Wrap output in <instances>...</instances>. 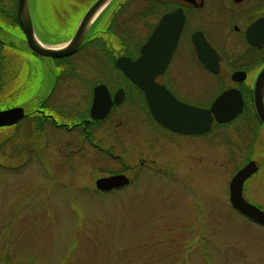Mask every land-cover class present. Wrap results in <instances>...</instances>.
I'll list each match as a JSON object with an SVG mask.
<instances>
[{
  "label": "rangeland",
  "instance_id": "obj_1",
  "mask_svg": "<svg viewBox=\"0 0 264 264\" xmlns=\"http://www.w3.org/2000/svg\"><path fill=\"white\" fill-rule=\"evenodd\" d=\"M94 1L30 0L39 40L50 46L66 44ZM118 1H127L122 15L139 43L144 35L143 0ZM118 1L96 19L87 35L105 46L114 45L115 57L124 47L120 40L108 39L106 28L122 5ZM17 2L0 0V9H16ZM0 18L11 26L7 15ZM20 48L27 49L24 41ZM88 52L58 63L59 69L41 60L36 87L56 71L66 72L62 85L69 99H78L81 90L71 88L70 79L98 76L96 55L89 57ZM5 55L9 68L0 83V110L22 104L18 95L28 87L13 71L18 55ZM68 105L80 107L83 101L69 100ZM33 120L34 116L0 128V264H264V226L231 206L227 186L235 169L219 168L221 156L215 154L216 160L196 153L190 188L182 189L154 168L145 172L140 167L143 145L139 134L128 135L126 127L101 129V145L107 143L106 136L116 138L110 157L87 146L78 151L79 143L65 130ZM160 163L188 180L185 167H174L171 159L160 158ZM115 173L126 174L131 184L107 193L96 190L98 179ZM258 196L264 209V192L256 193L255 200Z\"/></svg>",
  "mask_w": 264,
  "mask_h": 264
},
{
  "label": "flooded vegetation",
  "instance_id": "obj_2",
  "mask_svg": "<svg viewBox=\"0 0 264 264\" xmlns=\"http://www.w3.org/2000/svg\"><path fill=\"white\" fill-rule=\"evenodd\" d=\"M118 2L122 5L114 10L106 28L108 39L120 40L124 47L117 57L114 45L105 46L97 39L88 38L73 56L62 59L36 56L27 44L17 8H1L0 16L7 15L12 23L11 26L2 23L0 18V83L4 84V73L9 68L5 54L15 53L18 62L12 65L13 71L17 79L26 80L28 85L20 90L23 96L18 95L23 103L14 102L6 109L21 106L25 112L27 110L22 121L34 116V122L43 125L48 122L54 129L65 130L71 141L79 143L78 151L87 146L110 157H114L116 151L112 145L116 138L106 136L108 144L101 145L105 142L99 137L101 129L104 132L107 126L126 127L127 134H139L143 145L140 167L145 172L154 168L157 175L172 178L182 189L190 188L189 172L198 152L207 154L209 159L219 155L223 158L219 168L235 169L228 181L229 199L235 175L252 165L255 172L243 183V197L264 210L262 196L254 198L256 193L264 192V113H261L264 111V0H143L140 20L144 35L139 43L135 42V33L129 31L128 20L122 15L127 1ZM177 12L184 17L183 27L166 67L156 74L155 100L158 108L168 114L175 108L172 100L203 111L210 122L209 129L202 133L178 132L160 123L151 111L146 91L134 84L116 64L121 57L136 61L164 17ZM21 41L26 43L27 49L20 48ZM94 48L95 52L90 55ZM84 50L86 53L89 50V57L96 55L98 76L81 74L70 79L69 86L81 90L78 99H69L67 88L62 85L64 79H68L66 72L56 71L47 83L42 78L40 86L36 87L35 71L41 60H50L59 69L58 63ZM43 82L46 87H42ZM101 84L107 86L112 106L104 119H93L94 88ZM117 95L120 103H116ZM69 100L74 104L82 100L83 105L69 107ZM127 103H131L127 107L130 111L126 109ZM160 158L173 160L174 167H185L188 180L175 170L171 172L160 163ZM120 174L123 173L109 176Z\"/></svg>",
  "mask_w": 264,
  "mask_h": 264
},
{
  "label": "water",
  "instance_id": "obj_3",
  "mask_svg": "<svg viewBox=\"0 0 264 264\" xmlns=\"http://www.w3.org/2000/svg\"><path fill=\"white\" fill-rule=\"evenodd\" d=\"M114 0H96L81 19L73 37L62 46L46 45L39 40L30 12V0H18L17 11L26 41L32 52L42 58L62 59L76 54L82 47L87 34L101 13ZM184 17L180 12L166 15L160 25L154 30L147 45L142 49V55L133 61L128 57L117 60V66L136 84L145 90L154 117L171 130L183 133H202L209 129L210 120L205 113L194 107L180 104L172 100L175 107L170 114L160 110L155 100L157 86L156 74L163 70L170 60L182 31ZM116 103H120L118 95ZM112 106L110 93L106 85L94 88V100L91 107L93 119H104ZM261 113H264V111ZM26 116L21 106L0 110V128L16 125ZM208 121L203 123L204 120ZM187 123V124H186ZM255 172L252 165L240 170L231 182L230 202L232 207L248 219L264 226V211L250 204L243 197V183ZM130 184V179L123 174L103 177L96 181V188L109 192Z\"/></svg>",
  "mask_w": 264,
  "mask_h": 264
},
{
  "label": "trees",
  "instance_id": "obj_4",
  "mask_svg": "<svg viewBox=\"0 0 264 264\" xmlns=\"http://www.w3.org/2000/svg\"><path fill=\"white\" fill-rule=\"evenodd\" d=\"M71 36H72V35L70 34V35H67L66 37H67V38H70ZM97 40H98V39H97ZM84 44H85V43H84ZM69 60H70V59H66V61H68V62H69ZM12 105H13V104H12ZM12 105H9V106H7V107H11ZM7 107H6V108H7ZM27 118H28V117H27Z\"/></svg>",
  "mask_w": 264,
  "mask_h": 264
}]
</instances>
